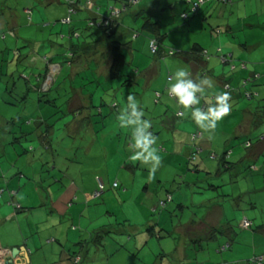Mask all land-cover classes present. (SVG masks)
Returning <instances> with one entry per match:
<instances>
[{"label":"rangeland","instance_id":"1","mask_svg":"<svg viewBox=\"0 0 264 264\" xmlns=\"http://www.w3.org/2000/svg\"><path fill=\"white\" fill-rule=\"evenodd\" d=\"M32 1L35 5L30 9L33 11H45L53 7H44L43 4H37V0ZM156 1L144 2L151 5ZM71 3H75V0ZM104 3H107V0ZM109 3L113 5L102 11L112 14L117 2ZM26 5L25 0H0V16L8 21L12 20V17L16 19L18 15L23 23L17 29L15 24L7 25L3 22L4 34L0 35L3 42L0 40V125L3 120H15L8 129L0 128L3 132L0 135V148H3L0 152V170H15V174L26 170L29 175L32 174L31 170L37 172L38 176L34 177L33 181L29 175L22 180L24 182L30 178L24 182L31 183L25 193L30 197L28 201L31 206L40 207L21 218V224L28 226V234L31 230L39 244L44 247H47L48 239H54V245L51 247H57L59 244L55 239L60 235L55 234V229H64L62 239L67 234L89 236L88 245L94 249L93 258L97 248H100L101 252L97 255L99 264H107L108 261H113L112 264H153L164 251L168 253L174 249L177 238L172 231L175 227L185 225L196 214L207 215L209 208L212 211L218 205L224 204L230 216L235 214V208L240 205L241 209H236V215L241 214L243 219H254V232L260 226L263 230L264 165L261 169L257 166L258 170L252 169L253 167L251 170L249 160L239 162L240 157L246 158L250 152L245 147L246 141L252 139L257 144L255 138L264 133V127L235 140L233 135L236 124L241 122L236 112L238 115H229L228 119L226 116L220 121L221 124L228 120L234 121L230 126L226 123V127H229L226 131H223L221 126L211 131L210 137L199 138L195 143L192 135L198 134L199 129H184L188 124L187 118L179 120L176 117L179 105L164 92L161 79L155 80L160 65L164 71L159 69V73L162 71V79L169 83L176 70L187 69L188 64L179 55L178 58L158 59L150 53L149 38L142 29L144 20L141 17L136 18L139 7H129L128 12H124L119 21V36L123 39V44H128L127 47L131 44L129 48L124 49L128 65L122 72V77L111 82L96 79V82V62L99 63L101 59V54L97 53L107 50H90L87 54L88 49L79 48L82 45L79 41L83 42L84 39L78 40L77 36H72L70 30L76 28L88 42L99 40L98 36H91L94 31L88 28L91 13L87 12V4L78 15L71 16L68 7L65 12L66 18L74 23L76 19L83 18V21L79 20L80 26L62 23L64 20L53 16L51 20H39L35 15L32 17L31 10L25 12V9H28ZM123 6L124 4H118L115 8L122 10ZM222 8L237 9V13L243 18L247 11L250 19H247L245 25H258L261 22L264 24V0L207 3L199 14L195 17L193 15L189 21L182 17L191 10L189 4H184L182 0H160L153 12H156L155 20L161 22L163 34L167 36L164 41L167 52L170 47L178 52L188 51L174 46L181 41L187 45L191 39L189 50L198 43L210 53L209 70L215 71L217 75L227 73L229 66L222 64L220 56L223 53L217 51L221 49L222 37L227 35L228 21L236 23L238 16H231L229 12L225 18ZM240 25L242 28L244 23L241 22ZM53 32L56 34L55 39L47 41ZM255 32L254 34L248 28L238 31L236 37L242 40L248 37L251 42L255 41V44L260 41L262 46H259L257 51L258 56L262 57L264 29L258 26ZM134 35L139 37L135 39ZM260 57L258 58L261 59ZM67 58H70L73 64L70 65L66 61ZM170 62H174L172 66ZM234 63L236 64L235 60ZM169 75L172 76L168 78ZM38 88L43 90L39 92ZM157 89L163 95L159 101L155 97ZM44 91H47L51 100L56 99V102H52L54 105L39 102L37 98H41V95L38 94ZM212 92L219 94L222 90L213 89ZM81 93L93 95V102H89ZM129 95L135 96L139 101V106L145 113L143 118L151 121L150 131L158 138L155 146L158 148L160 164L154 176L150 174L149 166L130 159L128 145L131 132L121 128L117 120L121 109L127 107ZM105 97H108L110 102H106ZM258 97L254 100L245 98L243 104L256 105L257 100H264V93ZM78 108H82V112ZM177 126L181 129L180 133L174 132ZM15 128V134L9 139L7 133ZM195 144L203 151L197 155L195 162H190L189 157ZM215 156L217 157L214 158ZM47 157L53 158L51 165H48ZM227 163L231 164V169H228L230 166ZM48 170L53 175H49ZM57 172H60L61 176ZM40 176L46 188L42 190L44 206H41V198L35 194ZM61 183L72 185L69 196L73 197V204L69 205V213L62 211L61 215L53 212L51 214L50 202L53 198L58 199L57 194L60 193L54 189L57 186L62 188ZM147 185L150 186V192L144 191ZM95 191L99 195L95 193L93 200L89 201L86 195ZM168 194L173 196V200L167 207H160V200H165ZM65 198L59 201L63 204L61 210L65 209ZM22 215L20 213V216ZM126 219H129V222ZM149 219H152V223L163 220L162 228L166 232L161 231L163 237L160 240L157 236L150 239L148 235L139 236V233H132L131 226L138 228L139 225L145 228ZM49 221L51 224H48ZM39 223H42L40 227ZM88 228L91 231L112 228L114 232L102 240V236L96 232L93 236L88 233ZM239 228L236 229L237 234H241ZM258 236L259 249L262 252L264 236L262 233H258ZM101 241L103 246L98 243ZM215 244H210L213 250H216ZM114 248H118V252L112 256ZM190 257L192 262H196V255Z\"/></svg>","mask_w":264,"mask_h":264},{"label":"crops","instance_id":"2","mask_svg":"<svg viewBox=\"0 0 264 264\" xmlns=\"http://www.w3.org/2000/svg\"><path fill=\"white\" fill-rule=\"evenodd\" d=\"M27 3V8L25 9V12L27 13L30 8H32L35 4L32 0H25ZM96 7L93 11L91 9H87V12L91 13V17L103 18L102 15H108L105 11L103 12L102 9H108L110 6L113 5V3H109L110 1L117 2L115 4V7L117 5L126 4L128 0H107V3H104L105 0H92ZM146 1V0H145ZM37 4H43L44 7H49L53 5V7H49L47 10L42 11H32V17L35 15L37 19L43 20L48 19L51 20L53 17H58L59 20H65V22L69 19L66 18L65 12L67 11V1L66 0H37ZM88 0H78L77 2V10L75 14H79V12L84 10L85 5L87 4ZM156 3L154 4H145V2L141 1L139 5H135V7H139L140 11L141 9L145 7H149L152 11V15L155 16L156 12L154 11V7L156 6ZM114 7V8H115ZM110 10V9H109ZM35 12V13H34ZM128 12V11H127ZM137 12V11H136ZM230 12L231 16H238L235 20L236 23H232L231 21H228V26L226 29L227 35L222 37L220 48L223 50V55H232L233 60L232 62L226 66H229V71L226 73H222V75H217L215 71L209 70L210 64L208 62L210 58V53L208 52L209 57L206 59V64L203 66H196L197 62L193 58H185L183 55H179L183 61H186L188 64L187 70L190 72L193 79H197L201 76H210L215 81L214 90L218 91L219 89L222 90V92H227L230 94L231 99V110L230 113L227 115V119L229 115H238V119L241 120L240 124H236L237 128L235 130V134L233 137H235V140H239V138H244L254 132V130H258L259 128L264 127V120H262L261 117L264 115V100H257L258 103L255 105H244V101L246 100L245 93H251L255 96L261 97L264 93V56L260 57L258 56V48L259 46H262V43L258 41V44H255L254 42H251V40L248 37H245L244 40L238 39L236 37V33L241 30L250 29L256 33V28H263L264 24L260 23L258 25H245L247 23V19H250L248 16V12L246 11V15L241 17L237 13V9L233 10H225V8H222V15L227 18L228 13ZM255 12V10L253 11ZM252 12V13H253ZM93 14V15H92ZM252 16H257L256 14H252ZM264 16V15H263ZM0 35L4 34L2 32L3 26L2 24L6 23L7 25H13L15 24V27L19 29L20 25H22V20L20 21L19 16L17 15V18L15 19L12 17V20L6 21L5 18L0 16ZM261 18H263L261 16ZM260 18V19H261ZM67 19V20H66ZM83 18H79L78 20H75L71 23V26H80L79 20H82ZM4 22V23H3ZM33 22V20H32ZM243 22L244 25L242 28L240 27V23ZM44 26V25H43ZM76 29V28H75ZM73 31V29H70ZM54 32L50 35V38L47 41H50V39H55ZM191 35V33L189 34ZM247 36L249 34H246ZM223 36V35H222ZM261 37L263 35L261 34ZM264 38V37H263ZM1 42L2 39L0 38ZM3 43V42H2ZM178 43V42H177ZM192 43V40L190 39V42H188L187 45H184L181 41L179 44L171 45L176 47L177 49H185L189 50V44ZM198 44V43H195ZM193 47V46H192ZM192 49V48H191ZM188 51H180L181 53L188 52ZM218 52V51H217ZM167 58H178L177 56H166ZM164 56V59L166 58ZM260 57L261 59H259ZM159 59V58H158ZM169 59H166V61ZM234 60L236 61V64L234 63ZM174 62H170V66L173 65ZM231 64H235V69L232 70ZM241 64V65H240ZM245 64V66H242ZM176 65V64H175ZM159 66V65H158ZM174 67V66H173ZM50 68V67H49ZM48 68V69H49ZM159 69L164 71L163 67L160 65V68H158L157 77L155 80H159V78L162 81V85H164V92H166V88L168 87L169 83H165L163 76V72L161 71L159 73ZM174 70V69H173ZM167 73V72H165ZM170 74V73H169ZM214 74V75H213ZM172 76L169 75L168 78ZM250 79V80H249ZM174 82V81H173ZM228 85L230 87V91H226L225 87ZM257 88V90H255ZM6 90V89H5ZM167 96H169L167 94ZM156 98H158V101L163 98L162 92L157 89L156 91ZM170 97V96H169ZM175 100V99H173ZM88 103V102H87ZM75 105V104H73ZM79 106V105H78ZM201 107L206 106L205 102L201 101ZM233 109V110H232ZM177 118L179 120L186 119L188 120V124L184 127L186 131H190V128L199 129L198 132V139L210 137L211 131L217 130L219 127L222 126V130L226 131L227 125L230 126V124L234 121L228 120L226 123H222L219 121L217 122V125L214 129H201L199 128L195 122L190 118L189 116H184L179 118L178 115L182 114L184 112L183 108L181 106H177ZM238 112V114L236 113ZM176 118V119H177ZM10 120H3L2 125H0V128H9L12 125V122ZM166 122V121H165ZM167 122H169V119H167ZM15 129H11L7 135L10 139V136H13L15 134ZM229 131V130H228ZM174 132H181V129L179 126H177L174 129ZM2 130H0L1 135ZM198 139L195 141L197 143ZM264 133H260L259 137H256L255 140H257V144L253 142L252 139L249 141H246L245 147L247 150H250L249 153H247V157H240V162H244L246 160H249L251 163L249 167H254V169H257L258 166L259 169H261L264 165V162H261L264 160ZM198 146L195 144L192 147L191 154L194 152L195 147ZM198 149H200L198 147ZM3 150V148H0V152ZM202 150V149H200ZM190 154V156H191ZM217 157V156H215ZM232 157V156H231ZM190 158V157H189ZM228 158V157H227ZM52 157H47L48 165H51ZM49 169L51 170V166H49ZM50 170L47 172L50 173ZM258 170V169H257ZM256 170V171H257ZM15 170H0V264H9L8 262H13V264H83V261H85L84 264H99L97 255L101 252L100 248L98 247L95 251V257L93 258L92 255L94 253V249L92 247H89V236L86 237V235L78 236L77 234H73L70 236V234L65 235L64 239H62V234L64 229H55L57 235H60V237L56 236L55 242L59 244L57 247H51L54 245V239L47 240V247L41 246L39 242L37 241V238L34 236V233H32L31 230L30 234H28L26 231L28 226H25L21 224V218L26 217L29 212L38 209L40 207H34L29 204L30 197L27 196V193H25V189L31 186V183L24 184L25 181H28L27 178L24 182L22 180L25 178V176L29 175L26 170L19 171L17 174L14 173ZM254 171V170H253ZM45 172V171H44ZM43 172V173H44ZM31 173L29 176L32 178V181L34 180V177L38 176L37 172L35 170H31ZM60 176L61 173L57 172ZM56 175V173H54ZM53 175V174H51ZM65 176H67L65 174ZM64 176V177H65ZM59 182V181H58ZM57 183V182H54ZM53 183V184H54ZM60 183V182H59ZM58 183V184H59ZM24 184V185H23ZM52 185V184H51ZM62 188L54 189L57 190V192H60L57 194V198H53L50 202L52 208L50 207L51 214L52 212L55 214L61 215L60 212L63 211V213L70 212L69 205L71 206L73 203L71 199L73 198L70 195L71 187L72 185L60 184ZM25 186V187H24ZM24 187V189L22 188ZM59 188V189H58ZM144 191L150 192V186L144 187ZM45 184L42 183V176H40V181L37 183L35 194L38 195V197L41 198L42 205H45L44 201V192L42 190H45ZM94 193H89L86 196L88 197L89 201H92L94 198ZM15 194V195H14ZM14 195V196H13ZM66 197V198H65ZM62 198L66 199V206L64 210H61V204L59 201L62 200ZM224 205V204H223ZM215 206V208L211 211V208L207 211V215H194L193 219L191 221L186 222V224H180V226H177L172 231V234H176L177 240H175L174 243V249L170 252L164 251L163 254H160L158 256V259L153 262V264H247V262L255 257V256H262L264 257V251H260L259 249V236L258 233H262L264 236V228L262 230V226L260 229V232H255L254 234H251V232H244L241 234H235L237 227H240L241 224V214L236 215V209L240 210L241 206L239 205L238 208H235V214L233 216H230L227 213V209L225 206ZM17 206H20L18 209ZM254 207V206H253ZM20 213L23 214L20 216ZM53 221V220H52ZM126 221L129 222V219H126ZM162 221L160 220L158 223H152V219H149L147 222V226L144 228L142 226H138V228L131 226L132 233L134 235L141 236L143 234L148 235L149 238H154L157 236L158 240H160L161 237H163V234L161 231L166 232L164 227L162 225ZM236 221V222H234ZM255 222V220H252ZM55 223L54 221L52 222ZM236 223V225H235ZM48 224H51L49 221ZM42 223H39L38 226L40 227ZM57 226V225H53ZM91 228V227H90ZM88 228L87 232L91 233L92 236L96 232L99 236H102L109 232L107 228H101L95 231H91V229ZM160 228L161 230H157ZM31 229V225H30ZM151 229V230H150ZM224 230V233H227L228 230L234 229L235 233L229 235H222V230ZM240 229V228H239ZM109 230H113L110 228ZM142 230H146L145 232H142ZM128 234V233H125ZM170 234L171 236H173ZM112 235V234H111ZM91 236V237H92ZM102 237V240L105 237ZM109 235H106L108 237ZM84 238V239H83ZM232 238V239H229ZM129 242L132 241V238H129ZM64 240V241H62ZM62 241V242H61ZM232 243V247L224 251V246L227 245L228 242ZM103 246V241L98 242ZM211 243H216L214 246H216L213 250L210 247ZM207 245V246H205ZM118 248H114L112 256L118 252ZM120 249V248H119ZM138 250V245L136 247ZM18 250V251H17ZM127 252V251H126ZM86 255V256H85ZM128 255V253H127ZM191 255H196V262L191 261ZM163 258V259H162ZM102 261V259L100 260ZM113 261H108L107 264H112ZM114 264V263H113ZM116 264V263H115ZM121 264H129V263H121ZM152 264V263H151Z\"/></svg>","mask_w":264,"mask_h":264},{"label":"trees","instance_id":"3","mask_svg":"<svg viewBox=\"0 0 264 264\" xmlns=\"http://www.w3.org/2000/svg\"><path fill=\"white\" fill-rule=\"evenodd\" d=\"M72 1H74V0H68L67 1L69 13L71 16L76 13V10H77L76 5H77L78 0H75V3H71ZM141 1L143 2L145 0H128L127 3L123 6L124 9H122V10H120V8L119 9L113 8L112 14L110 13L108 15H102L103 18H99V19L98 18L96 19L95 17L90 18L88 20V28H89V30L94 31L91 36L93 38L98 36L99 40H93L92 42H88L87 38H85L81 33L77 32V29H73L72 36H77L79 38L78 40L84 39L83 42L79 41V43H81L82 45L80 47L79 46L78 47L82 48V49H88L87 54L90 53V50H92V51H96V50L99 51L101 49L107 50V51H104L102 53H100V52L97 53V54H101L99 57L101 59H100L99 63L96 62L97 69H98V72L95 74V81L96 82H97V80H99V81L103 80V82L104 81L111 82L112 80L114 81V80L120 79L122 77V75H123L122 72H124V69L128 65L127 57L124 54V49H125V47L129 48L131 46V44L128 47H127L128 44L127 45L123 44V42H122L123 39L120 38V36H119V29L121 26L119 21L121 20L124 12H127L129 7L139 5L141 3ZM182 1L184 4L187 3L191 6V10L189 11V13L182 15L183 19L189 21L193 18L192 17L193 15H194V17L197 16L199 14V11L207 3L219 1V2L227 4L230 0H182ZM223 1H225V2H223ZM159 2H160V0H157V4ZM87 6H88V9H91V11H93L96 7V4L92 0H88ZM116 10H119L121 12L120 16L118 18L113 17L114 16L113 14ZM137 17H141L144 20V25H143L142 29L148 35L149 49H150V53L153 56H156V58L158 57L160 59V58H164V56L165 57L166 56L173 57V56H177V55H183V57H185V58H193L194 57L195 61L197 62L196 66H203L206 64V59L209 57V55H208L207 50L201 44H194L192 49L189 52L181 53V52H178L177 50H175L171 47H170L169 51L167 52V50L164 46V41H165L167 36L163 34V26H162L161 22L158 20H155V18L157 16L152 15V11L149 7H145L143 9H141L140 11H137L136 12V18ZM66 22H68V20ZM66 22L64 20V22H62V23H66ZM68 23L71 24L72 20L69 19ZM102 37H104V38H102ZM138 37L139 36L134 35L135 39H137ZM106 40H108V41H106ZM163 48H165V49H163ZM218 53L222 54L223 50L219 49ZM223 54L220 56V61H222V64H224L225 66H226V64L229 65L233 60V56L232 55H223ZM72 58H73V55H72L71 59ZM69 59L70 58H67L66 61H68L70 65L73 64L72 62H70ZM231 66H232V70L235 69V68L233 69V67H236L235 64H231ZM242 66H245V64H243ZM49 70H50V68H49ZM151 71H152V73H154L153 70H151ZM99 85L101 86L102 83ZM227 87H228V85H226L225 89ZM42 90L43 89H41V88L37 89V91H39V92ZM46 92L47 91H44L45 94L39 93L38 95H41V98L39 96L37 99H39V102L42 101L41 103H44V104L49 103V104L54 105L55 103H52V102H54V101L56 102V99L53 98L51 100L48 96V93H46ZM78 95H80V94H78ZM82 95L84 97H86L89 102H93V98H92L93 95L87 94V93L82 94ZM245 95H246V97H245L246 99H247L248 95H252V97H253L252 100L255 99V96L249 92L245 93ZM91 99H92V101H91ZM70 103H72V102H70ZM115 108H117V106ZM79 110L82 112V108H80ZM178 117L181 118L182 114L178 115ZM261 118H262V120H264V115ZM198 136H199L198 134H194V135H192V139L194 141H196L198 139ZM195 149H197V150H194V152L191 154V156L189 158L190 162H195L197 160V155L203 151V150H200L201 148L198 149L197 146L195 147ZM214 158H216V157H214ZM224 164H226L225 159H224ZM227 164L230 166V168L228 167V169H231V164H229V163H227ZM249 168L251 169L252 167H249ZM252 169H254V167ZM115 187L117 188L118 185L116 184ZM103 188H104V186H103ZM172 200H173V196L168 194L166 196L165 200L164 199L160 200V202H159L160 207H164V208L167 207L168 204L171 203ZM17 207H18V209L20 208V206H17ZM242 219H243V217H242ZM245 222L248 223L247 226L244 225ZM253 227H254V222L251 219H249L248 217L244 218L241 221V224H240L241 232L244 231V232L255 233V232L260 231V229H261V227H259L258 228L259 230L257 229L254 232ZM224 230L225 229L222 230V235H229L230 236L231 234L235 233L234 229L228 230L227 233H224ZM108 231L109 232H107L105 234V236L106 235L110 236L114 232L113 230H109V229H108ZM235 234H237V233H235ZM103 236L104 235H102V237ZM229 239H232V238H229ZM232 240H234V239H232ZM231 247H232V243L230 241L227 243V245L224 246V251H226L228 248L230 249ZM247 264H264V257L255 256V257L251 258L247 262Z\"/></svg>","mask_w":264,"mask_h":264},{"label":"clouds","instance_id":"4","mask_svg":"<svg viewBox=\"0 0 264 264\" xmlns=\"http://www.w3.org/2000/svg\"><path fill=\"white\" fill-rule=\"evenodd\" d=\"M214 86L215 81L212 77L201 76L193 79L187 69L179 68L171 78L166 92L185 110L182 114L190 115L199 128L214 129L217 122L230 113L232 107L230 94L227 92L216 94L212 92ZM105 100L110 102L108 97H105ZM202 100L206 105L204 107L200 106ZM144 116L139 101L135 96L129 95L127 107L121 109L117 120L121 128L129 129L131 132L128 145L130 159L149 166L150 174L154 176L160 164L158 148L155 146L158 138L150 131L151 121L144 119Z\"/></svg>","mask_w":264,"mask_h":264},{"label":"built area","instance_id":"5","mask_svg":"<svg viewBox=\"0 0 264 264\" xmlns=\"http://www.w3.org/2000/svg\"><path fill=\"white\" fill-rule=\"evenodd\" d=\"M120 13H121V12H120L119 10H116V11L114 12V14H113V15H114L113 17L118 18V17L120 16ZM68 22H69V20H68ZM234 68H235V67H233V69H234ZM42 89H43V88H42ZM226 90H227V91H230L231 89H230V87L228 86V87L226 88ZM247 99L252 100V99H253L252 95H248ZM102 190H103V185H102ZM97 195H99V194H97ZM244 225L247 226L248 223L245 222Z\"/></svg>","mask_w":264,"mask_h":264},{"label":"water","instance_id":"6","mask_svg":"<svg viewBox=\"0 0 264 264\" xmlns=\"http://www.w3.org/2000/svg\"><path fill=\"white\" fill-rule=\"evenodd\" d=\"M18 251V250H17ZM9 264H13V262L11 261V262H8Z\"/></svg>","mask_w":264,"mask_h":264}]
</instances>
